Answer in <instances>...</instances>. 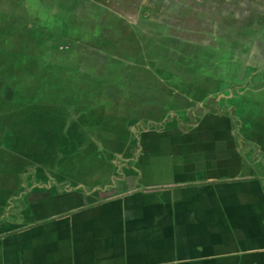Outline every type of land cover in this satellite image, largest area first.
Here are the masks:
<instances>
[{
	"label": "crops",
	"instance_id": "obj_1",
	"mask_svg": "<svg viewBox=\"0 0 264 264\" xmlns=\"http://www.w3.org/2000/svg\"><path fill=\"white\" fill-rule=\"evenodd\" d=\"M209 1L0 0V264H264V0Z\"/></svg>",
	"mask_w": 264,
	"mask_h": 264
},
{
	"label": "rangeland",
	"instance_id": "obj_2",
	"mask_svg": "<svg viewBox=\"0 0 264 264\" xmlns=\"http://www.w3.org/2000/svg\"><path fill=\"white\" fill-rule=\"evenodd\" d=\"M152 1L156 2V4H159L161 2H166L170 0H149V4ZM209 2L210 3H206L205 8L209 9L211 13H213V11L215 10H219L218 16L220 17L229 16V22H228L229 30L233 27L232 24L235 23L231 21H233L235 18L249 19V17L254 14L253 12H255V6H256V4L252 0H211ZM151 6L153 5L152 4L149 5V8H151ZM156 6L157 8H159V5ZM4 33H8V32H4ZM229 37L231 36L229 35Z\"/></svg>",
	"mask_w": 264,
	"mask_h": 264
},
{
	"label": "trees",
	"instance_id": "obj_3",
	"mask_svg": "<svg viewBox=\"0 0 264 264\" xmlns=\"http://www.w3.org/2000/svg\"><path fill=\"white\" fill-rule=\"evenodd\" d=\"M213 101H214V98H209V100L207 101V104L205 106L202 105V106H198L196 108L190 109L189 110V115H192V113H194L197 116H201L205 111L212 110L213 108H212V104L211 103H213ZM215 110L218 113H221V112H224V111H229L231 114H233V112H234V108L233 107L223 108L221 106H217V108ZM233 120H234V122L236 124H238L239 119L236 116H234V115H233ZM194 123H195V121H193V120L189 121L187 124H184V125L179 123V127L181 129H186L187 126H189L191 124H194ZM162 125H163V123H161V125L155 126V127L161 128Z\"/></svg>",
	"mask_w": 264,
	"mask_h": 264
}]
</instances>
